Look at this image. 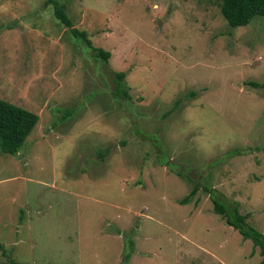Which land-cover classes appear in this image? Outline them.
I'll return each instance as SVG.
<instances>
[{
  "label": "rangeland",
  "instance_id": "374dc122",
  "mask_svg": "<svg viewBox=\"0 0 264 264\" xmlns=\"http://www.w3.org/2000/svg\"><path fill=\"white\" fill-rule=\"evenodd\" d=\"M58 1L109 56L48 0H0V98L39 117L0 150V264H258L204 189L179 203L195 181L178 172L264 233V87L248 84L264 82V16L232 28L221 0Z\"/></svg>",
  "mask_w": 264,
  "mask_h": 264
},
{
  "label": "trees",
  "instance_id": "16d2710c",
  "mask_svg": "<svg viewBox=\"0 0 264 264\" xmlns=\"http://www.w3.org/2000/svg\"><path fill=\"white\" fill-rule=\"evenodd\" d=\"M48 1L52 4L55 18L66 26L74 37L81 39L88 48L94 50L97 56L106 62L109 53L101 48H95L85 31L73 27L72 20L58 0ZM220 10L229 26L232 28L244 26L250 23L254 16H264V0H221ZM124 77V72H115L116 88L114 95L127 99L128 92ZM248 84L253 87H264V82L258 83L250 81ZM38 118L35 112L0 98V150L5 153L18 152L26 137L38 121ZM233 151L240 152L241 150L235 148L232 152ZM178 174L185 176L189 180L195 181L189 193L182 199H179V203L182 205L188 203L190 198L195 195L200 188L204 189L210 195L214 212L221 215L225 220V224L233 227V229L241 235L242 239L250 240L252 242V248H258V253L261 257L258 264H264V233L249 224L247 215L239 211L238 203H230L225 200L217 199L214 196L215 191H211V186L197 182L183 172H178ZM7 259L10 264H20L10 257H7Z\"/></svg>",
  "mask_w": 264,
  "mask_h": 264
},
{
  "label": "crops",
  "instance_id": "0c3cea01",
  "mask_svg": "<svg viewBox=\"0 0 264 264\" xmlns=\"http://www.w3.org/2000/svg\"><path fill=\"white\" fill-rule=\"evenodd\" d=\"M212 254L213 255H215L213 252H212ZM218 260V262L220 263V264H222L224 261H222L221 259H217Z\"/></svg>",
  "mask_w": 264,
  "mask_h": 264
}]
</instances>
